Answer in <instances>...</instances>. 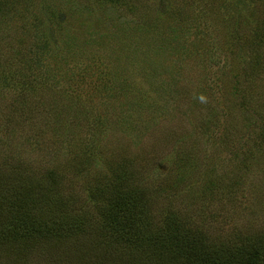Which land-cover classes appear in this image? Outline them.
<instances>
[{
    "label": "rangeland",
    "instance_id": "rangeland-1",
    "mask_svg": "<svg viewBox=\"0 0 264 264\" xmlns=\"http://www.w3.org/2000/svg\"><path fill=\"white\" fill-rule=\"evenodd\" d=\"M130 2L134 10L126 0H0V23L3 14L21 13L5 24L24 33L11 41L17 56L0 52V162L11 149L26 164L23 178L49 187L55 172L61 183L51 190L89 217L86 187L132 167L157 222L175 211L214 237L240 242L264 232V0ZM48 33L47 83L32 82L22 98L76 97L70 106L81 108L82 122L69 135L35 112L20 120L11 111L18 89L33 86L11 71ZM33 73L44 81L45 73ZM62 138L86 146V168H64V140L49 148ZM177 151L182 166L173 168ZM208 159L213 165L204 168ZM53 162L59 167L43 168ZM83 239L37 244L23 256L2 248L0 264H87L80 258L90 262L93 250Z\"/></svg>",
    "mask_w": 264,
    "mask_h": 264
},
{
    "label": "trees",
    "instance_id": "trees-1",
    "mask_svg": "<svg viewBox=\"0 0 264 264\" xmlns=\"http://www.w3.org/2000/svg\"><path fill=\"white\" fill-rule=\"evenodd\" d=\"M130 1L135 0H126L131 9L135 8V4ZM5 17L12 22L17 18L21 20L22 14L11 13L6 14ZM5 17L3 14V22L0 23V52L7 49L8 52L2 54L17 56L16 42L11 41L14 38L18 39L16 35L22 38L24 33L17 28V32L12 34L10 32L12 28L5 24ZM46 38L50 40L49 33L43 41L38 42V52L34 56L29 51L26 55L28 58L23 59L16 70L12 67L10 78L17 72L23 85L26 83L33 85L32 82L47 83L50 73L48 74V70H43V67L49 68L43 54L52 51L53 45ZM15 59H9V61L13 63ZM33 70L39 71L37 74L40 76L45 73L44 81L38 82ZM100 84L96 83V86ZM33 87L34 85L26 88L24 85L21 92L18 89L20 98H17L16 109L11 110L13 115L17 112L21 120L26 111L35 112L38 118L44 117L49 124L57 125L58 132L60 127V131L65 135L70 134L73 122L75 126L82 122L81 115L77 117L81 108L75 109L70 106L73 105L72 102L76 97L68 95L69 97L63 98L60 94L49 101L47 98H41V95L44 96L45 93H41L40 90L41 94L39 92L38 95L36 94L35 102L22 98L23 94L29 93ZM22 105L25 106L24 109ZM66 119H71L68 124L64 121ZM10 124L11 120L8 121L6 128L12 131L8 126ZM36 124L30 127L31 132ZM211 127L212 125L209 129ZM30 135L32 137L31 133ZM35 135L39 138L38 134L35 133ZM63 140L64 138L57 141V146L50 142L49 148L61 149ZM62 144H65L67 155L63 164L64 168H86L88 163L85 159L87 158L86 146L82 143L79 147L70 140H64ZM11 152L10 149L9 153H2L4 161L0 162V168H11L8 173L0 171V249L4 248L3 251L10 252L9 254L17 252L23 256L22 254L27 252L28 248L42 243H48L46 246H51V243L68 241V244L70 242L72 245L75 240L80 241L82 237L89 235L83 241L87 242L88 249L93 250L90 251V262L80 258L87 264H264V232H253L240 242L233 237L227 240L223 235L220 238L214 237L190 221L188 215L182 217L175 211L168 212L165 214V219L162 218L160 222H157V218L151 217L147 211L148 197L141 184L133 177L136 171L132 170V167L122 170L115 167L111 179L104 176L103 183L96 178L86 187V196L92 202L95 213L89 217L88 213L92 211H87L85 207H81L82 210L71 209L61 194L51 190L55 184L61 183L58 174L49 172L51 187L38 183L31 177L24 179L19 168H24L26 164L23 160L13 159ZM175 155L173 168H179L182 166L184 154L177 151ZM208 163H205L203 167L210 168L213 165L212 160L210 162L208 159ZM54 166L59 167V164L53 162L50 166L43 168H55ZM106 187L108 190L105 189ZM47 188L50 190L48 194ZM230 192H235L234 184ZM50 193L57 194L51 196ZM93 216L95 223L92 224L89 219Z\"/></svg>",
    "mask_w": 264,
    "mask_h": 264
}]
</instances>
